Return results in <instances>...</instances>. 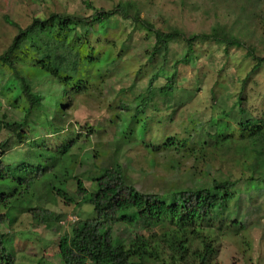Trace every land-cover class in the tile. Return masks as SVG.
<instances>
[{
  "label": "rangeland",
  "instance_id": "374dc122",
  "mask_svg": "<svg viewBox=\"0 0 264 264\" xmlns=\"http://www.w3.org/2000/svg\"><path fill=\"white\" fill-rule=\"evenodd\" d=\"M120 1L139 5L142 17L165 31L177 28L189 37L222 25L239 36L245 45L230 47L219 41H196L193 62L178 66L179 83L172 99L176 113L170 117L171 109L158 114L155 109L149 110L155 119L145 134L146 139L127 144H118V138H138L141 121L134 120L127 135L120 136V127L125 119L129 121L133 109L122 110L121 97L117 94L126 91L122 94L127 100L140 94L146 96L157 69L163 71L154 80V86L164 85L174 71L170 68L173 62L184 56L186 38L171 41L166 62L169 67L165 69L162 53L149 60L150 49L155 44L153 33L116 15L105 24L108 33L99 32L97 25L90 29L89 38L102 52L112 49L115 56L122 54L105 69L103 80L90 81L80 94L72 91L66 98L68 95L63 94V87L53 77L26 72L27 83L32 85L40 101L34 107L20 90H16L20 94L16 97L12 91L2 89L12 72L0 62V118L6 115L13 121L19 115L30 114L29 137L23 142L11 138L3 156L12 178L0 181V191L7 193L26 191L28 183L32 186L24 202H17L13 209H0L7 216L0 222V233L8 235L5 244L15 253L16 264H63L58 254L59 236L72 231L74 215L80 222L96 216L91 204H76L80 201L76 194L78 180L82 179L89 190L95 191L97 186L92 179L99 173V165L113 159L125 166L131 185L159 194L209 187L214 179H241L237 188L252 196L257 192L253 191L248 177L264 178V150L260 155L251 154L252 160L246 163L248 149L246 143H239L237 131V142L233 140L225 149L205 145L206 155L200 149V156H205L202 160L188 155L185 148L153 154L146 148L151 142L162 143L165 134L188 137L189 133L184 132L185 123L190 127L194 123L196 127V131L190 129V146L204 145L205 139L212 144L208 132L216 130L215 119L224 111L228 116H221L228 123L236 130L244 129L237 123L243 120L238 105L241 98L245 108L264 117V63L253 71L256 57L264 58V0H0V54L11 44L19 27L29 26L34 18H48L51 13L90 17L94 8L109 10ZM78 32L84 34V27ZM251 48L254 56L248 55ZM60 102L65 106L59 108ZM183 102L188 104L179 107ZM258 147L264 149V143ZM93 150H100L101 154L95 155ZM52 188L65 189L74 199L73 203L67 204L59 197L54 200ZM38 206L51 209L62 220L50 225L37 223L30 209ZM258 211V207L252 208L256 218L248 226H242L241 222L236 234L224 228L223 233L213 236L217 264H264V209ZM113 230L116 241L130 237L124 225L116 224Z\"/></svg>",
  "mask_w": 264,
  "mask_h": 264
},
{
  "label": "trees",
  "instance_id": "16d2710c",
  "mask_svg": "<svg viewBox=\"0 0 264 264\" xmlns=\"http://www.w3.org/2000/svg\"><path fill=\"white\" fill-rule=\"evenodd\" d=\"M88 6L93 7L89 2ZM94 10L90 17L51 13L48 18H34L29 26L19 27L18 34L11 44L0 54V62L12 72L10 78L2 84V89L12 91V95L16 97L25 94L34 107L35 104L39 105L40 101L33 93L32 85L27 83V76L24 75L26 72L53 77L63 87V94L68 95L66 98L72 95V91L76 95L80 94L90 81L103 80L106 76L105 69L108 70V65L116 62L122 54L115 56L112 49L102 52L89 38L90 29L97 25L99 32L108 33L105 24L116 15L140 24L153 33L155 44L150 49L149 60L162 53L164 61L162 67L165 69L169 67L166 62L169 60L171 41L186 38L184 56L173 62L170 68L174 71L164 85L158 88L154 86V80L163 71L157 69L149 82L146 96L140 94L127 100L122 94L126 91L121 90L117 94L121 97L122 110L133 109L129 121L125 119L126 122L120 127V136L127 135L126 131L134 120L141 121L138 125V138H118V144L135 143L137 140L146 139L145 134L151 128L152 119H155L149 110L155 109L158 114L164 109H171L173 111L170 117L176 113L172 99L179 83L178 66L181 63L193 62L196 41H219L230 47L245 45L239 36L222 25L213 26L211 32L196 33L189 37H185L184 32L177 28L169 32L157 28L150 20L142 17L139 5L131 1H120L109 10L104 8ZM82 27L84 34L78 32ZM248 55L254 56L252 48ZM256 59L253 71L264 63V58ZM16 90H20L19 95ZM62 102H60L62 105L57 103L56 106L58 104L59 108L65 106ZM243 103L242 98L238 99L243 120L237 123L244 129L236 130L228 123L221 116L222 114L228 116V112L224 111L215 119L216 130L208 132V137L213 140L212 144L205 139L204 145L190 146V129L196 131V127L194 123L192 127L185 123L184 132L189 133L188 137L177 138L165 134L162 143L147 144V152L153 154L172 152V148L176 151L185 148L188 155L202 160L205 156H200V149L201 154L205 155V145L216 150L221 147L225 149L233 140L236 141L237 131L239 143H246L248 152L245 154V160L248 163L253 158L251 154L260 155L264 150L258 147L264 143V117L248 108L249 111ZM185 104L188 102L181 103L179 107ZM29 115H19L20 118L13 121L6 115L0 118V181L12 178L11 170L4 163L3 156L7 152L11 138L16 137L23 142L29 137L27 135L30 126ZM144 116L146 119H141ZM4 136H7L5 140L2 138ZM128 136H131V132ZM74 143L75 141L66 144L65 149ZM93 152L98 156L101 154L100 150ZM74 157L76 159L78 156ZM98 172L92 179L97 186L95 191L89 190L82 179L78 180L76 194L80 201H76V204L78 206L83 203L91 204L96 216L82 222L78 219L72 223L70 233L59 236L57 247L63 264H217L214 260L217 246L213 236L223 233L224 228H230L228 231L236 234L239 231L236 227L241 222L242 226H248L255 217L252 208L258 207V212L264 209V178L261 177L256 178L257 180L252 175L248 177L253 191L257 192V194L253 192L252 196L245 192L241 193L242 190L237 188L241 179H214L209 187H193L159 194L140 190L131 185L125 166L118 160L113 159L99 165ZM31 187L28 183L27 192L0 191V209H13L17 202H24L25 198L30 196ZM52 193L55 194L54 200L59 197L67 204L74 201L65 189L52 188ZM246 202L249 206L245 207ZM30 213L39 224L50 225L52 222L59 223L62 220L61 215L46 207L32 208ZM5 217L7 218L5 213H0V222H3ZM116 224L124 225L130 237L116 241L113 230ZM7 236L0 233V264H16L15 253H11L5 244Z\"/></svg>",
  "mask_w": 264,
  "mask_h": 264
},
{
  "label": "built area",
  "instance_id": "2783aa9c",
  "mask_svg": "<svg viewBox=\"0 0 264 264\" xmlns=\"http://www.w3.org/2000/svg\"><path fill=\"white\" fill-rule=\"evenodd\" d=\"M78 220V217L74 215L73 219L71 220V222H76Z\"/></svg>",
  "mask_w": 264,
  "mask_h": 264
}]
</instances>
